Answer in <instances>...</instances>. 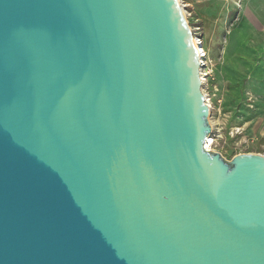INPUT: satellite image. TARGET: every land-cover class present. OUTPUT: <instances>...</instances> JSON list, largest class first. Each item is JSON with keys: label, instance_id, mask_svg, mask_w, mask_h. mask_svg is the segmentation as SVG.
Returning a JSON list of instances; mask_svg holds the SVG:
<instances>
[{"label": "water", "instance_id": "obj_1", "mask_svg": "<svg viewBox=\"0 0 264 264\" xmlns=\"http://www.w3.org/2000/svg\"><path fill=\"white\" fill-rule=\"evenodd\" d=\"M199 66L177 0H0V264H264Z\"/></svg>", "mask_w": 264, "mask_h": 264}, {"label": "rangeland", "instance_id": "obj_2", "mask_svg": "<svg viewBox=\"0 0 264 264\" xmlns=\"http://www.w3.org/2000/svg\"><path fill=\"white\" fill-rule=\"evenodd\" d=\"M182 2L207 54L200 90L218 121L214 151L264 155V0Z\"/></svg>", "mask_w": 264, "mask_h": 264}, {"label": "bare ground", "instance_id": "obj_3", "mask_svg": "<svg viewBox=\"0 0 264 264\" xmlns=\"http://www.w3.org/2000/svg\"><path fill=\"white\" fill-rule=\"evenodd\" d=\"M177 1H178L179 5H180V7H181V9H182L183 14H184L185 17H186L187 12H186L185 9H184L185 5L183 4L182 0H177ZM189 30H190V28H189ZM200 51H202V49H201ZM202 61L205 62L204 59H202ZM201 75H202V68H200V76H201ZM201 79H202V76L200 77V80H201ZM205 100H207L206 97H205ZM205 100H204V101H205ZM205 103H206V102H205ZM206 104H207L208 107H209V103H206ZM209 114H210V113H209ZM208 117H209V116H208ZM208 122H209V124H210V126H211V129H212V126H215V125L218 124V121H217V120H212L210 117L208 118ZM215 143H216V139H215V137H214L212 134L208 135V136L206 137L205 142H204V149L209 150V151H214Z\"/></svg>", "mask_w": 264, "mask_h": 264}, {"label": "built area", "instance_id": "obj_4", "mask_svg": "<svg viewBox=\"0 0 264 264\" xmlns=\"http://www.w3.org/2000/svg\"><path fill=\"white\" fill-rule=\"evenodd\" d=\"M191 32V30H190ZM192 34V37H193V42H194V45L196 47V50H197V53H198V58H199V61H200V66H199V75H200V68H202V75H203V68L205 67L206 65V57H207V54H206V50L203 46V42L201 40V38L197 35L194 36V34L191 32ZM202 49V51H200ZM202 59L205 60V62L202 61ZM214 137L215 135L213 134V131L211 133Z\"/></svg>", "mask_w": 264, "mask_h": 264}]
</instances>
